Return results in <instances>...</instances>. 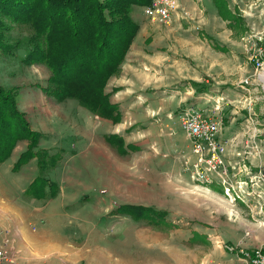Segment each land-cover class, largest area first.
<instances>
[{
  "label": "rangeland",
  "instance_id": "obj_1",
  "mask_svg": "<svg viewBox=\"0 0 264 264\" xmlns=\"http://www.w3.org/2000/svg\"><path fill=\"white\" fill-rule=\"evenodd\" d=\"M230 5L235 11L241 10L248 22L258 26L259 32L255 31L256 28L251 29L249 33L253 36L249 35L247 41V37L245 38L244 46L241 44L244 55H248L260 46L253 44V39L264 38L260 33L264 29V0H230ZM9 14L11 13L5 12L0 15L3 20L2 24L0 22L2 31L0 37L3 36V45L0 46V67H4L3 71L5 70V74L0 77V83L2 86L6 84L15 95L17 85L33 81L44 84L50 72L44 63H26L21 59L25 53L27 37H30L34 30L29 23L19 21ZM179 15L178 23L172 18L165 22L146 19L149 25L147 33L157 37L155 48L160 50L162 46L164 49L167 47L168 54L164 60L156 62L153 58L156 53H150L152 54H149L150 58L138 59L139 62L132 61L134 63L128 68L130 71L127 70V73H120L119 70L112 75L116 77L120 75L126 83H130L131 89L127 90L138 89L147 100L144 99L146 100L144 107L137 100L128 112H120L118 121H113L116 124L122 120L121 124L110 125L107 132L124 136L123 139L120 136L121 140L112 138L105 144L100 142L105 147L98 145L94 151L90 147L87 155L81 159L77 158L78 166L81 164L89 170L84 173L86 178H91L89 181L92 183L88 184L85 190L97 189L98 192H93L95 196L89 197V201L77 204L81 209L76 214L55 222L54 227L47 229V235L41 236V241L48 247L51 243H58L61 247L75 250L73 257H68L70 253L68 251L65 256H58L61 262L62 258L66 257L65 264L70 263V258L75 260V256L80 254L75 247L81 248L80 246H83L82 249H107L113 257L125 262L130 261V264H140L141 260L147 262L164 261L167 258L170 260V254L174 252L164 250L175 242L182 244L190 242V229L194 226L195 218L210 229H216L219 241L216 238H213V241L217 240L218 245L223 248L225 245L236 248L230 255L232 260L242 258L238 250L248 252L255 248L264 250V79L260 76V79L256 78L247 83L248 90H245L243 97L232 105L228 103L227 107H223L226 102L224 94L218 89L215 90L214 86L193 93L190 90L193 97L189 98V92L186 91L188 87L186 78L189 77L187 74L190 72L192 75L194 69L201 71L203 58L194 56V52L188 48L192 45L191 42L179 39L186 37L185 39L192 41L191 36L202 37L206 32L203 22L199 24L194 22L192 25L191 18H187L184 13ZM200 18L208 17L202 14ZM198 19L196 16L195 20ZM144 33L146 34V30ZM5 42L9 46H6ZM138 52L139 48L134 52V56H138ZM213 53L215 52H212L211 61L218 59ZM240 55L243 58L244 55L242 53ZM172 59L177 61L176 64L168 65ZM243 60L250 67L247 76L252 78L253 61L247 57ZM141 62H146L148 69H145ZM212 66V71H218V64ZM9 80L18 84L10 86L7 83ZM115 80L116 78L110 80L108 84L106 82V86L112 87L111 84ZM119 81L122 80L115 82ZM249 84H252L251 87ZM188 88L190 89V86ZM127 90L125 89V92ZM122 93L124 91H118L112 99L120 97ZM199 95H204V98ZM157 98L161 101H157ZM190 104L205 109H211L214 104L219 106L218 110L208 111L207 114L209 113V116L214 114L220 121V137L231 124L235 129H241L237 134L228 136L233 139L231 148L234 150L227 151L225 156L227 161L231 162L229 179L234 190H240L238 192L240 199L237 198L233 202L224 198L216 199L214 192L223 193L219 182L215 181L209 185V189L204 188L205 186L197 187L198 183L193 181L189 172L185 170L183 160L189 156L190 149L185 148L187 138L181 130L178 115L181 109ZM54 108L52 110H55ZM159 114L166 117L158 118ZM95 115L100 117L98 114ZM240 116L244 119L241 120ZM245 119L250 121L246 122ZM66 134L70 137L69 131ZM72 142L75 143L76 140H67L66 146ZM125 142H131L130 144L137 148L129 147L124 153L120 145H124ZM3 168L4 166L0 167V170ZM49 170L46 171V175H49ZM1 173L0 177H5V174ZM119 204L140 205L145 208V212L136 214L126 209L120 213L115 208ZM150 208L158 210L159 213H151L149 216L153 211H148ZM52 209L57 211V207ZM36 231L35 227L29 226L30 234L23 242L30 243V246L36 242ZM46 245L43 244L45 248ZM31 252L35 254L34 250ZM178 253L179 264H187V260L192 261L187 257L188 250L179 248ZM195 254L197 262L206 258L208 254L212 258H218L217 250H210V247L195 250ZM19 262L25 264L20 259Z\"/></svg>",
  "mask_w": 264,
  "mask_h": 264
},
{
  "label": "crops",
  "instance_id": "obj_2",
  "mask_svg": "<svg viewBox=\"0 0 264 264\" xmlns=\"http://www.w3.org/2000/svg\"><path fill=\"white\" fill-rule=\"evenodd\" d=\"M176 1L179 6L172 11L171 18L173 21L178 23L180 20L179 13H184L187 18L192 19L190 22L192 25H194V22H197V24L203 22L206 32L205 36L202 37L199 35L191 36L192 41L190 39H185L186 37L179 39V41L187 40L191 42L192 45L188 48L194 52V56L203 58V67L201 71L194 69L192 75L190 72L187 74L189 77L186 78V83H188V87L190 86V89L187 87L186 90L189 92L188 97H193V91L198 92L199 89L205 90L214 86L215 90L218 89V91L224 94L223 98L226 102H224L223 107H227L229 105L228 103L232 105L235 101L243 97L246 93L245 90H248V84L244 86L242 80L248 77L247 73L250 67L247 66V62H245L243 58L247 57L250 59V53L244 55L245 53L241 44H243V46L245 45V38L247 37V41L251 29L254 30V28H256L255 31H258V26L248 22V19L241 13V10L235 11L232 9L230 0H226L227 7L230 10V13L226 16H223L219 12L214 0ZM202 14H205L208 18H200ZM132 15L138 23V28L126 52L125 58L122 61L120 73H127V70L130 71L128 68L134 63L132 61L136 60V62H139L138 59L150 58L148 57L152 55L150 53H156L153 57L156 62H158V60H164L168 54L166 50L167 47L164 49V46H162L160 50H157L155 48L157 37L151 35L149 32L147 33L149 25L146 19L149 17L144 12V5L136 4L132 9ZM174 16L176 17L174 18ZM196 16L199 18L198 20H195ZM150 19L151 18H149V20ZM144 30H146V34ZM263 31L264 29L260 31L262 36H264ZM163 41L165 40L163 39ZM195 41L199 43L195 44ZM253 41L256 44L264 46V38L260 39V37H257V39H253ZM137 48H139V55L134 56V52ZM212 52H215L213 54L218 57L215 61L210 60ZM240 53L244 55L243 58ZM176 62V60L172 59L168 65H174ZM141 63L145 69H148V65L145 64L146 62ZM216 64H218V71H212V65L216 66ZM3 68L0 67L1 78L5 74ZM114 78H116V80L121 79L122 81L117 83L115 80L112 82L113 85L111 84L112 87L108 88L106 86V90L110 91V101L118 105L120 112H128L137 100L140 101V105L144 107L147 98L140 93V90H127L131 89L130 83H126V80L120 78V75L118 77L111 76L108 82ZM13 80H9V82H7L8 85L13 86L14 84H18V82H14ZM42 84V82L37 83L33 81L17 85V88H15L16 93L13 95V98L15 97L14 103L16 108L24 113L30 129L42 134V137L38 139L37 151L40 149H48L60 153L59 161L50 168L48 172L49 175H46L50 181L55 182L58 189L51 197H49L47 193L43 195L44 197H26L24 195V191L30 182L38 176L39 165L37 158L32 157L20 167L16 169L13 168L19 154L25 151L29 145V140L27 138L18 139L9 157L0 163V167L4 166L3 170H0V173L3 172L5 174V177H0V229L8 227L11 248L18 253L17 255L22 263L65 264L67 261L66 257L62 258L61 262L58 256H65L68 251L70 253L69 256L68 254L67 256L73 257L75 250L73 248L61 247L58 243H51L48 247L41 241V236H46L47 229L54 227L53 225L55 222H60L62 219H66L67 216L76 214V212L81 209L80 205L78 206L77 204L89 201V197L95 196L93 192H98L96 191L97 189L85 190V188L89 186L88 184L91 185L92 182L89 181L91 178H86L84 173V171L88 169L86 170L81 164L78 166L77 158L81 159L82 156L87 155V153L90 152L88 150L92 149V151H94L98 145L105 147L102 143H107L106 138L114 134L112 132H107L110 125H119L122 120L114 124L110 119L96 117L95 114L81 106L78 101L73 98L54 101L43 91L41 87ZM251 85L252 84H249L250 87ZM196 86L199 87L196 88ZM125 89L127 92H125ZM120 90L124 91V93H122L120 97L112 99ZM237 90L242 92H236ZM204 93H207V91H204ZM33 97H35V100H33ZM199 97L204 98V95H199ZM156 100L161 101L159 98ZM196 102L198 103V101ZM207 107H209V105H207ZM52 108L55 110H52ZM122 108L125 109L123 110ZM162 116L163 114H159L158 118H162ZM163 117H166V115ZM240 117L241 120L244 119V117ZM68 131L70 132V137L66 134ZM225 131L227 135L223 133L221 134L222 137L237 134L241 129H235L231 124ZM123 137L124 136H121L122 139ZM70 139H74L76 142H72L66 146V141ZM63 142L65 144H63ZM125 143L124 145L130 144L131 142ZM185 148L190 149L188 140ZM189 156L191 160L194 158L191 152H189ZM109 187L110 184H108V189ZM197 187L204 186L198 184ZM204 188L209 189L210 187L205 186ZM47 191L49 192V189H47ZM221 191H223L222 188ZM213 195L216 199L224 198L228 200L224 191L223 193L214 192ZM53 207H57V211H53ZM50 208L53 212L50 211ZM193 221L195 222L193 223L194 226L190 229V242L183 244L175 242L168 245L169 248L164 250L174 252V254H170V260H168L169 258L164 261L153 260L151 262L141 260L140 264H179V248L188 250L187 257L188 259L191 258L190 260L192 261L187 260V264H243V260L240 257L232 260L233 258L230 257V255L233 251H228L225 247L226 245L224 248L218 245L217 240L219 241V237L217 236L218 233L216 234V229H210L197 218ZM29 226L37 229L35 233L37 236L36 242L32 243L31 246L29 245L30 243L23 242V239L30 234L28 233ZM213 238L217 240L213 241ZM41 242L46 245L47 248H45ZM27 245L31 250L35 251V254L31 252ZM80 247L81 248L75 247L76 250L80 251V254L75 256V260H71L70 258L69 264H126L128 262L130 264V261L125 262L113 257L109 254V250L107 249H82L83 246ZM206 247H210V250H217L218 258H212L210 254H208L206 258L197 262L194 258V256H196L195 250L198 251Z\"/></svg>",
  "mask_w": 264,
  "mask_h": 264
},
{
  "label": "trees",
  "instance_id": "obj_3",
  "mask_svg": "<svg viewBox=\"0 0 264 264\" xmlns=\"http://www.w3.org/2000/svg\"><path fill=\"white\" fill-rule=\"evenodd\" d=\"M149 1L0 0V15L10 12L15 19L33 27L21 59L26 63H44L48 67L50 73L41 85L48 97L55 101L76 99L92 113L118 121L120 110L110 101L106 82L120 70L137 31L133 7ZM214 2L223 16L230 13L226 0ZM2 21L0 18L1 24ZM2 37L0 46L3 45ZM40 137L42 134L31 130L24 113L16 108L10 88L0 83V163L9 157L18 139L27 138L28 148L19 154L13 168L32 157L37 158L39 165L38 176L24 191L26 197H44L46 193L51 197L58 189L45 173L59 161L60 153L48 149L37 151ZM112 138L121 140L116 134L109 135L106 140ZM120 147L124 153L129 147L137 148L134 144ZM115 208L120 213L126 209L136 214L145 212L143 206L133 204H119ZM151 213L159 212L153 210L149 216Z\"/></svg>",
  "mask_w": 264,
  "mask_h": 264
},
{
  "label": "built area",
  "instance_id": "obj_4",
  "mask_svg": "<svg viewBox=\"0 0 264 264\" xmlns=\"http://www.w3.org/2000/svg\"><path fill=\"white\" fill-rule=\"evenodd\" d=\"M176 0H150L144 5L145 14L156 21L165 22L171 19L172 11L178 7ZM253 44L256 43L253 41ZM258 47V48H257ZM249 58L253 61V77H245L242 82L250 83L251 80L264 79V46H257ZM252 82V81H251ZM190 104L181 109L178 118L181 130L189 141V148L194 158L189 157L183 160L185 170L189 172L190 178L202 186H209L215 181L219 182L224 194L232 202L240 199V191L234 190L229 179V166L231 162L225 158L227 151L234 150L232 138L220 137V121L213 114L209 116L208 111L219 109L214 104L211 109L196 108ZM211 115V114H210ZM249 122L248 119H245ZM9 230L0 229V264H20L17 253L11 248ZM228 251H235L236 248L226 245ZM242 255L244 264H264V251L255 248L252 251L238 250Z\"/></svg>",
  "mask_w": 264,
  "mask_h": 264
}]
</instances>
